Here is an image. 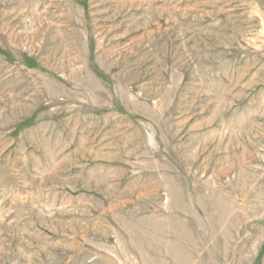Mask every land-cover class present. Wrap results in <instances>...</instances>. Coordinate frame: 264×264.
<instances>
[{"label":"rangeland","instance_id":"obj_1","mask_svg":"<svg viewBox=\"0 0 264 264\" xmlns=\"http://www.w3.org/2000/svg\"><path fill=\"white\" fill-rule=\"evenodd\" d=\"M0 264H264V0H0Z\"/></svg>","mask_w":264,"mask_h":264}]
</instances>
